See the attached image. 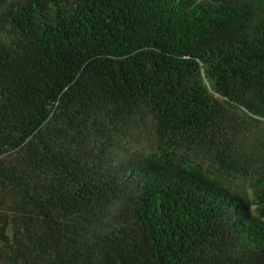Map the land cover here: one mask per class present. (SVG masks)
<instances>
[{
	"label": "trees",
	"instance_id": "obj_1",
	"mask_svg": "<svg viewBox=\"0 0 264 264\" xmlns=\"http://www.w3.org/2000/svg\"><path fill=\"white\" fill-rule=\"evenodd\" d=\"M0 264H264V0H0Z\"/></svg>",
	"mask_w": 264,
	"mask_h": 264
}]
</instances>
